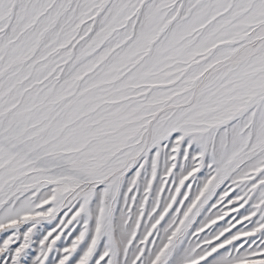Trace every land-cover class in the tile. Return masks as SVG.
I'll return each instance as SVG.
<instances>
[{"label":"snow or ice","instance_id":"6c2138e0","mask_svg":"<svg viewBox=\"0 0 264 264\" xmlns=\"http://www.w3.org/2000/svg\"><path fill=\"white\" fill-rule=\"evenodd\" d=\"M0 264H264V0H0Z\"/></svg>","mask_w":264,"mask_h":264}]
</instances>
